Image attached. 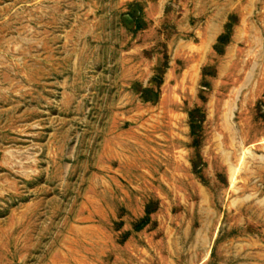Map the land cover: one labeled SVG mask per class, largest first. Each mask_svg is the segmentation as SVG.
I'll list each match as a JSON object with an SVG mask.
<instances>
[{
  "label": "rangeland",
  "instance_id": "1",
  "mask_svg": "<svg viewBox=\"0 0 264 264\" xmlns=\"http://www.w3.org/2000/svg\"><path fill=\"white\" fill-rule=\"evenodd\" d=\"M0 264H264V0H0Z\"/></svg>",
  "mask_w": 264,
  "mask_h": 264
},
{
  "label": "trees",
  "instance_id": "2",
  "mask_svg": "<svg viewBox=\"0 0 264 264\" xmlns=\"http://www.w3.org/2000/svg\"><path fill=\"white\" fill-rule=\"evenodd\" d=\"M190 119H191V120L194 119V114H190Z\"/></svg>",
  "mask_w": 264,
  "mask_h": 264
}]
</instances>
